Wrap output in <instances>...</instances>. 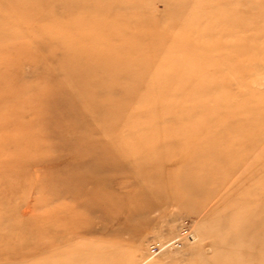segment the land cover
<instances>
[{
  "label": "rangeland",
  "instance_id": "374dc122",
  "mask_svg": "<svg viewBox=\"0 0 264 264\" xmlns=\"http://www.w3.org/2000/svg\"><path fill=\"white\" fill-rule=\"evenodd\" d=\"M24 1L0 13V59L16 53L28 59L22 65L7 59L0 69L4 109L22 102L0 134V264H264V201L254 197L264 176V164L257 165L264 153V0ZM48 19L65 22L66 57L57 44L38 53L45 59L53 51L57 60H30L34 48L24 38L32 27L58 26ZM19 30L25 34L9 38ZM70 35L85 53L78 65ZM104 54L115 60L103 63ZM96 69L111 70L113 79H75ZM40 83L46 89L36 88ZM94 83L113 87L114 100L128 102L132 113L155 109L151 103L166 95L163 105L177 114L129 116L118 123L129 133L123 138L105 130L112 117L89 116L74 106L76 98L60 102V111L69 105L74 111L58 123L52 118L62 112L39 107L59 89L72 95L84 86L94 94ZM139 85L144 93L130 89L142 95L116 89ZM177 88L192 99L177 102L171 95ZM61 124L88 135L83 150L66 147L73 138ZM37 144L45 148L33 157ZM86 202L106 210L86 214ZM185 220L193 241L149 253L153 241H175Z\"/></svg>",
  "mask_w": 264,
  "mask_h": 264
},
{
  "label": "bare ground",
  "instance_id": "6f19581e",
  "mask_svg": "<svg viewBox=\"0 0 264 264\" xmlns=\"http://www.w3.org/2000/svg\"><path fill=\"white\" fill-rule=\"evenodd\" d=\"M27 1H29V0H27ZM35 0H31L30 1V3L31 2H34ZM36 1H38V0H36ZM41 1V0H40ZM22 2H26V1H24V0H0V13H4V14H6L7 12H8V8H9V6L10 5H13L14 3H22ZM15 5V4H14ZM97 6H99V5H97ZM55 8V7H54ZM18 14H19V12H17ZM21 14V13H20ZM17 15V14H16ZM13 16H15V15H13ZM12 16V17H13ZM80 18V17H79ZM60 20H63V18H60ZM47 22H49L51 25H53V24H57L58 26H55V27H52V26H50L49 24H48V26H43V27H38V30H34L33 28L34 27H32V32H30V34L26 37V38H24V40H26L25 42L27 43V44H30L31 46H29L30 48H34L33 49V51H32V55H29L28 56V58L31 60V59H35L36 61H38L39 62V60L38 59H42V57L38 54V53H42V52H45V51H48L51 47H53L54 45L56 46L57 44H58V46H59V44H60V46H61V52H60V54H61V57L64 59L65 57H66V44H67V39L69 38L68 36H67V31H66V28L64 27V25H65V22L64 21H58L57 19L56 20H53V19H48L47 20ZM81 24H82V21H80L77 25H76V27L78 26V28H77V30H75L76 32L78 31V33H80L81 32ZM73 33V32H72ZM96 33H99V32H96ZM113 33V32H112ZM114 33H115V31H114ZM113 33V34H114ZM18 34H25V32L24 31H22V30H19L18 32L16 31L15 32V34L14 35H12V36H10L9 38L10 39H18ZM110 32L108 33V37L110 36ZM27 35V34H26ZM70 37L72 38V40H71V47H72V53L70 54V55H72V56H70L71 58H74V59H72L73 61H75V63L78 65L81 61H83V60H85L84 59V55H85V53H83V47H82V43H81V41H80V39L78 40V42L79 43H76L75 42V40L73 39V37H74V33H73V37L70 35ZM76 43V44H75ZM26 44V45H27ZM53 44V45H52ZM25 45V46H26ZM17 48V47H16ZM15 48V49H16ZM27 49H28V47H27ZM34 50H37L38 52H36V51H34ZM94 50V49H93ZM17 50H15L14 52H16ZM95 52L97 51V49L96 50H94ZM99 51V50H98ZM53 51H50V53H52ZM29 53V52H28ZM45 54V59H42L41 61L42 62H45V63H47L49 60V58L51 59V58H54L55 60H57L56 58H58V57H56L55 55H52V54ZM17 54V53H16ZM16 54H14L12 57H11V59H9V58H7L6 57V59L5 58H2V59H0V69L1 68H3V67H5L7 64H5L6 62H7V59H8V62L10 61L11 62V64L13 63V64H15V65H17V64H19L20 63V65H22V63L24 62V60H28V59H24V58H27V56L26 55H22L24 58H22V60L20 59V58H18L17 56H18V54L16 55ZM30 54V53H29ZM48 55V56H47ZM101 55V54H100ZM21 56V57H22ZM15 57V58H14ZM14 58V59H13ZM76 58V59H75ZM103 61H105V62H103V63H106L107 61L108 62H110V60H115L113 57H109V56H107V55H102V58H101ZM59 62V67H60V72L61 73H64L65 74V77H67V72L64 70L65 69V67L64 68H62L63 67V64H64V66H65V62L64 61H62V60H59L58 61ZM48 63H50V62H48ZM53 63V62H52ZM85 63V62H84ZM51 65V64H50ZM50 67H48V71H49V73L50 74H54V72H55V70H53V69H55V68H53L52 66H51V68H53V69H49ZM154 69H156V68H154ZM17 70V69H16ZM57 70H58V68H57ZM98 69H96L95 70V72L94 73H96V74H94V75H92V76H90V75H87V74H89L88 72H90V73H92L93 71L92 70H87L86 72H85V74L84 75H81L82 73H81V71H78V72H80L79 74H77V78H75V79H78V78H83V79H88V80H92L91 78H94V82H98V81H101V80H97V79H99L101 76L99 75V74H101L102 75V77L105 79V81H108V80H112L113 79V77H114V75H113V73H112V71L111 70H107V71H104V70H99V71H97ZM18 72H21V70H20V67L18 68ZM53 72V73H52ZM57 72V71H56ZM56 74V73H55ZM58 74H60V73H58ZM58 74H57V76H58ZM61 77V76H60ZM70 77H72V78H74V74H73V72L70 74ZM57 78V77H56ZM66 80H67V78H66ZM77 81V80H76ZM66 82V81H65ZM74 82V81H73ZM64 83V82H63ZM41 84V83H40ZM58 84H60V83H58ZM75 84V83H74ZM74 84H72V85H74ZM42 86V87H41ZM46 84L44 83V84H41V85H39V86H36V88H38V89H46ZM41 87V88H40ZM88 87V86H87ZM77 88V86H75V89ZM90 88H92V89H94L96 92H93L94 94H91L84 86H79L76 90H75V92H73V94L72 95H67V94H65L64 93V91H62L61 89H59L60 90V92H56V91H54V92H52L51 94L49 93V94H47L46 95V98L45 99H48V101H45V102H41L40 104H39V107H41L42 109H47V108H49L50 110L52 109V108H54V110H59L60 111V108H62L63 109V105L62 104H60V102H62L63 100H65V101H68V103H70V100H73L72 98H76L77 99V101L78 102H76L75 104H74V106H77L79 109H81V110H84L85 111V113L87 112L88 113V115L89 116H92V117H94V116H96V115H98V117H102L101 115H107L108 117H112L114 120H115V123L114 124H108V125H106L105 126V130H107V132H108V129H111V130H109V131H113L114 132V135H118V134H120L123 138H126V137H129V133H125V132H127V131H125L124 133H121L120 132V130H122L121 128V126L118 124L119 122H121V121H124V120H126V121H129V116H132V115H137V114H146V113H148V114H151V113H153L154 115L155 114H160V115H163V114H170V115H173V114H177V112H174V111H171V107H174V106H166V104L165 105H163V101L165 100V98H163V97H166V95H160L159 97H160V99L155 103V102H152L151 104H155V105H158V106H156V108L154 109V108H144V109H141V108H138L137 109V111L135 112V113H132V112H130L129 111V105H128V102H127V106H123V104H124V102H122V101H117V100H114V98H113V93L115 92L114 90H113V87H111V86H107V85H102V86H100V84L97 86V85H95V83H94V86H90ZM128 88H129V92H131V94L134 96V94H136L137 92H133V89H130V88H135V89H140V92L142 91V90H144V87L141 85H139V86H137V87H123V88H116V89H120V90H117L118 92H120V93H126L127 91H128ZM0 89H2V91L4 92L5 91V89H6V85L4 84L3 85V87H1L0 86ZM1 91V90H0ZM87 92L90 94V97H92V95L93 96H96V97H99V96H101L100 98H90V97H88L87 96ZM183 92V93H187V95L186 94H181V93ZM141 93H144V92H141ZM137 94H140V93H137ZM103 95V96H102ZM140 95H142V94H140ZM171 95H173L174 96V98H177L176 99V101L177 102H180L181 100H182V98H183V100H189V99H192V97H193V95L192 94H190V93H188L187 91H185L184 89H182V88H177V89H174V90H172L171 91ZM141 98H143V97H141ZM141 98H139V102L141 101ZM187 98V99H186ZM195 98H198V97H196V95H195ZM54 101H59V103L58 104H56L55 105V103H53ZM130 101V100H129ZM8 103H10V101L8 102ZM22 103V102H21ZM21 103H19V101L17 102V101H15L14 103H12V105L10 106V107H8V110L7 109H4L5 107L4 106H6V102H0V122L2 123V126H0V134H1V132H3V131H5V128L3 127V125H6L4 122L5 121H7L9 118H8V114L9 113H13L14 114V118L16 117V116H18L19 114H20V111H21V109H22V107H21ZM28 103V102H27ZM3 104V105H2ZM59 104H60V106H59ZM194 105V104H193ZM57 107H59V108H57ZM72 107H73V105H72ZM165 107V108H164ZM69 109L70 110H65V108H64V110H62V111H60V112H62L61 114H59L60 115V117H58L57 118V116H56V119L54 120L53 118H52V120H53V122L54 123H58V121H59V119H62V118H67L68 117V119L70 118V117H72L71 115H72V111H74V109L72 108L71 109V106L69 105ZM141 109V110H140ZM43 111V110H42ZM47 111V110H46ZM83 112V111H82ZM156 112H158V113H156ZM100 115V116H99ZM7 117V118H6ZM44 117H43V115H42V118L41 119H43ZM256 119V118H255ZM48 120V119H47ZM46 120V121H47ZM101 120V119H100ZM105 120V119H104ZM18 122H19V120H18ZM121 124V123H120ZM240 125V124H239ZM61 127H63V129H61V133H63L64 135H68V137H71V138H73L72 139V141H67V140H65V145H66V147H68V148H73V149H77V150H83L82 149V147H83V144L81 143V138L82 139H84L83 137H85V136H88L87 134L86 135H83L82 133H80V132H78V131H76L77 129H78V127L79 126H73V127H71V126H67V125H65V124H61L60 125ZM81 127H84V125L83 124H81L80 125ZM115 126V127H114ZM38 128V127H37ZM41 128H44L43 126L41 127ZM93 129L95 130L94 132H96L97 130H96V127L95 126H93ZM114 129V130H113ZM238 135L239 136H245L246 135V130H244V128L243 127H241V126H239L238 127ZM39 132V131H38ZM37 131L35 132V134L37 135V133H38ZM97 132H99V131H97ZM96 132V133H97ZM112 132V133H113ZM129 132V131H128ZM71 133V134H70ZM38 136H40V134L39 135H37V137ZM44 138V137H43ZM88 138V137H87ZM257 142H259V141H257ZM256 142V143H257ZM96 144H99V142H96ZM122 145H127V147L129 146V142H127V141H123L122 142ZM36 146V150L33 152V157L34 156H36L37 154H38V149L39 150H41V149H44L45 147L44 146H41V145H35ZM97 147V146H96ZM121 146H119V149H117V148H111V152L112 153H116L117 151H119V150H121V148H120ZM254 147L255 146H253V147H251L250 148V150H248L246 153H244V154H242V156L240 157V160H241V162L243 163H245L246 161H248V159L251 157V155H252V153H253V151H254ZM49 148V146L47 147V149ZM101 149V150H100ZM102 149L103 148H101L100 146H99V150L98 151H100V153H101V151H102ZM105 149H106V147H105ZM86 150V149H85ZM34 153H36V155L34 154ZM103 156V155H102ZM104 158L106 159V156L104 155ZM113 159L111 160V163L113 164V165H117V164H120L118 161H117V159H116V157H112ZM107 160V159H106ZM126 161H129V158L128 159H126ZM261 161V162H260ZM260 161L258 162V164L257 165H260V164H264V153H263V155H262V159H260ZM110 164V163H109ZM255 166V165H254ZM262 166H264V165H262ZM78 173H80V172H78ZM260 179V180H259ZM258 180H257V184H258V186H257V189H256V192H255V195H254V197H258V200H259V198H260V201L262 200V201H264V176L262 177V179H261V177L259 178ZM162 194V193H161ZM99 201V200H98ZM101 203V202H100ZM100 203L99 202H93L92 203V205H90V203H88V202H86L85 203V205H83V207H84V209L86 210V214H87V212L88 211H91L92 213L94 212L95 213V211H101V210H103L104 209V211L106 210V208L104 207H101V205H100ZM78 205V204H77ZM72 207V206H71ZM74 208H75V206H73ZM113 208V207H112ZM68 209V208H67ZM72 209V208H71ZM107 209H109V211L111 210V207L110 206H108V208ZM70 208L68 209V212H70L71 211V215H73L72 213H74V212H72V211H74V209L73 210H70ZM83 210V209H82ZM77 211V210H76ZM79 211V210H78ZM78 211H77V213H78ZM26 212V211H25ZM85 212V211H84ZM93 213V214H94ZM98 213V212H97ZM89 214V213H88ZM91 214V213H90ZM70 215V216H71ZM84 215V214H83ZM95 215V214H94ZM104 215V214H103ZM74 216H77L76 214H74ZM80 217V216H79ZM72 218V217H71ZM92 218H93V215H92ZM86 219H82L81 221H85ZM91 221V220H90ZM56 223V222H55ZM85 222H83V224H84ZM88 223H90V222H87V224ZM77 224V223H76ZM74 225V224H73ZM190 226H192V223L190 224ZM88 227V226H87ZM89 228V227H88ZM258 228H260V227H258ZM254 229H256V228H254ZM258 230V229H257ZM263 233H264V231H263ZM193 239H194V237H193ZM176 240V239H175ZM193 241V240H192ZM154 242V241H153ZM155 242H158V243H160V245H161V247H165L167 244L166 243H163V242H159V241H155ZM173 241H171L170 243H172ZM150 246V245H149ZM149 246H148V251H149ZM166 249V247L165 248H160V250H159V252H161V251H163V250H165ZM158 252V253H159ZM150 253V252H149Z\"/></svg>",
  "mask_w": 264,
  "mask_h": 264
},
{
  "label": "built area",
  "instance_id": "2783aa9c",
  "mask_svg": "<svg viewBox=\"0 0 264 264\" xmlns=\"http://www.w3.org/2000/svg\"><path fill=\"white\" fill-rule=\"evenodd\" d=\"M191 223H188L187 220L183 221V223L181 224L180 226V232H179V235H178V238L173 241L172 243L168 242L166 243L167 245L165 246L166 249H177V248H180L181 245H182V242L183 241H192L193 240V233H192V230H191V226H190ZM164 246L161 247L160 243L158 242H152L149 246V252L150 254H157L160 250V248H165Z\"/></svg>",
  "mask_w": 264,
  "mask_h": 264
}]
</instances>
